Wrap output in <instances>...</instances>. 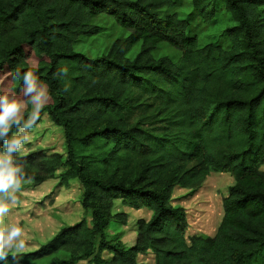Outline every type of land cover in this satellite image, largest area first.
Masks as SVG:
<instances>
[{
  "label": "trees",
  "instance_id": "16d2710c",
  "mask_svg": "<svg viewBox=\"0 0 264 264\" xmlns=\"http://www.w3.org/2000/svg\"><path fill=\"white\" fill-rule=\"evenodd\" d=\"M181 3L0 0L7 86L0 84V94L6 87L19 96L21 82L10 73L34 68L49 89L43 112L64 129L67 145L65 160L42 150L18 160L39 181L64 168L63 183L78 180L91 217L23 259L60 254L52 264H138L139 254L152 251L156 264H264V0H193L185 18L174 11ZM102 14L128 35L101 56L77 51L81 38L101 32L94 20ZM224 15L234 25L200 45L198 20L209 28ZM163 43L181 52L177 61L154 56ZM61 68L66 76H57ZM210 171L228 172L236 184L216 235L188 242L187 214L171 205L172 191L200 186ZM116 200L153 212L138 222L129 249L106 240ZM7 264H15L11 255Z\"/></svg>",
  "mask_w": 264,
  "mask_h": 264
},
{
  "label": "rangeland",
  "instance_id": "374dc122",
  "mask_svg": "<svg viewBox=\"0 0 264 264\" xmlns=\"http://www.w3.org/2000/svg\"><path fill=\"white\" fill-rule=\"evenodd\" d=\"M181 18H185L193 11V0H182L174 10ZM199 43L217 41L222 30L234 25V22L224 15L217 25L203 28L199 19ZM94 24L101 27V32L92 37H83L76 43V50L89 56L96 57L105 54L113 42L128 35V31L120 27L115 19L106 14L100 15ZM140 50V45L133 48L130 57L134 58ZM156 58L169 56L177 61L181 52L167 43L160 44L154 52ZM0 84L3 79H0ZM7 87V86H6ZM6 87L3 89L6 91ZM26 110L31 107L26 105ZM42 150L46 154L58 153L66 159L67 145L64 129L55 124L46 112H42L41 120L31 131L30 139L26 142L24 150L17 159L34 151ZM26 174L32 177L18 194V203L12 206L10 213L5 217V223H18L24 229V238L27 246L24 255L40 249L64 228L74 227L83 220L90 222L89 211L82 206L83 189L78 180L69 184L61 179L64 168L58 169L53 178L39 181V174L23 167ZM264 171V165L261 166ZM236 184L232 174L210 171L205 181L198 187L187 189L179 185L172 191L171 205L183 208L187 214L188 230L187 241L191 237H214L220 227L224 216L223 200L229 195V190ZM125 217L121 222L116 216ZM112 221L106 230V240L109 244L121 243L127 249L136 244L138 235V222L149 221L153 212L148 209H134L122 200H116L112 209ZM60 254L37 261L23 259L21 264H52L53 259ZM105 259L112 258V254L104 252ZM138 264H156L152 251L139 254ZM85 264V263H84Z\"/></svg>",
  "mask_w": 264,
  "mask_h": 264
},
{
  "label": "clouds",
  "instance_id": "9594fccd",
  "mask_svg": "<svg viewBox=\"0 0 264 264\" xmlns=\"http://www.w3.org/2000/svg\"><path fill=\"white\" fill-rule=\"evenodd\" d=\"M61 68L57 76L67 75ZM15 81L21 82L20 94H0V262L7 264L10 258L21 264L27 242L24 229L14 222L5 223L12 206L18 203V194L32 177L28 176L17 159L30 139L31 131L41 120L42 112L49 102L48 85L40 80L34 68L22 71L17 67L10 73ZM69 87L65 85V91ZM31 105L25 117L26 105Z\"/></svg>",
  "mask_w": 264,
  "mask_h": 264
}]
</instances>
